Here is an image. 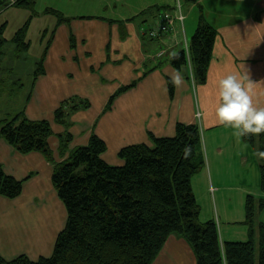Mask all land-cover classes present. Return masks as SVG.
Segmentation results:
<instances>
[{
    "label": "crops",
    "instance_id": "0c3cea01",
    "mask_svg": "<svg viewBox=\"0 0 264 264\" xmlns=\"http://www.w3.org/2000/svg\"><path fill=\"white\" fill-rule=\"evenodd\" d=\"M137 1L47 0L32 20L51 18L50 30L40 32L43 50L35 70L17 72L21 64L0 63V100L28 91L19 105L9 106L10 99L1 103L0 126L19 112L29 120L49 121L53 134L48 143L60 162L68 156L59 152V135L66 128L55 121V112L65 101H88L87 108L71 114L69 149L86 145L95 134L107 145L103 159L121 165L118 153L123 147L151 145L150 134L173 137L177 123L199 124L206 165L193 177L192 186L201 219H215L223 241L246 240L247 197L264 199L259 155L243 137L233 135L234 129L220 123L216 108L219 80L229 73L247 72L254 82V102L264 107V0H180L186 18L163 38L150 37L144 23L147 16L157 20L177 0ZM48 9L59 11L65 20L59 21ZM79 10L89 14L73 12ZM200 15L217 30L204 84L188 77L190 67L185 74L169 61L188 49ZM43 56L44 71L34 77ZM25 72L30 79L27 87ZM177 72L184 83L174 87L171 96L168 81ZM124 87L129 88L108 109L111 98ZM0 163L7 175L23 181L18 197L0 195V255L49 257L67 218L52 183L53 165L42 153H20L5 139H0ZM263 215L264 209L256 214L257 225L264 223ZM153 264H197V259L183 237L171 235Z\"/></svg>",
    "mask_w": 264,
    "mask_h": 264
},
{
    "label": "trees",
    "instance_id": "16d2710c",
    "mask_svg": "<svg viewBox=\"0 0 264 264\" xmlns=\"http://www.w3.org/2000/svg\"><path fill=\"white\" fill-rule=\"evenodd\" d=\"M34 3L35 0H0V12L17 7L33 13L10 39L18 51L27 52L31 46L28 31L38 15ZM177 3L182 7L180 0ZM47 12L59 21L65 20L57 10ZM6 23L0 25V63L8 42ZM216 36V28L200 15L188 49L171 56L170 63L185 74L190 67L188 77L197 84L206 83ZM43 59L44 56L34 77L43 73ZM127 88L111 98L108 109ZM168 88L173 96L175 88L170 80ZM88 106V101L71 99L56 110L55 121L66 128L59 135V152L61 156L68 152L60 162L55 160L48 143L53 134L49 121L29 120L19 112L1 122L0 139L23 154L38 151L53 165L52 183L67 218L49 257L32 260L22 254L6 259L0 255V264H153L171 235L189 243L197 264H264V223L255 222L256 214L264 209L263 198L247 197L246 240L223 241L216 220L201 219V207L192 186L193 177L206 165L199 124L177 123L173 137L150 134L151 145L123 147L118 153L123 163L112 165L103 159L106 143L95 134L86 145L69 149L71 114ZM243 139L257 149L264 192V133ZM186 149H190L187 156ZM22 189L23 181L7 175L0 163V195L16 198Z\"/></svg>",
    "mask_w": 264,
    "mask_h": 264
},
{
    "label": "clouds",
    "instance_id": "9594fccd",
    "mask_svg": "<svg viewBox=\"0 0 264 264\" xmlns=\"http://www.w3.org/2000/svg\"><path fill=\"white\" fill-rule=\"evenodd\" d=\"M174 87L182 86L184 77L177 72L170 76ZM250 74L229 73L218 82L219 103L216 114L220 123L234 129L237 138L264 133V107L254 102ZM190 149H186L187 156Z\"/></svg>",
    "mask_w": 264,
    "mask_h": 264
},
{
    "label": "rangeland",
    "instance_id": "374dc122",
    "mask_svg": "<svg viewBox=\"0 0 264 264\" xmlns=\"http://www.w3.org/2000/svg\"><path fill=\"white\" fill-rule=\"evenodd\" d=\"M46 1L47 0L37 1V6L34 8V11L37 12V14H38V11H42V8ZM143 1L145 0H139L137 1V3L141 4ZM149 1L154 2L155 0H149ZM209 1H212V0H209ZM73 12L76 15L81 14L82 12H84V14H89L88 11H81V10L73 11ZM206 12H208V10ZM30 15H33V13H31L30 10L24 9V8H17V7L8 8L7 7L1 10L0 25H2L4 22H7L5 37L8 39V42L4 47L5 58H4V62L3 61L1 62L2 67H11L12 66L11 64H14V66L16 64H21V67L19 70H17V72H21L22 70H25L26 72L35 70L36 68L35 62L37 59L40 58V52L43 50V45L40 44V37H41L40 32H42L44 28H47L50 30L51 22H49L50 21L49 19L51 18H45L43 20L41 19V20L36 21L35 23L32 22V24H30L31 26L28 32L27 39L29 38L28 40L31 41V45H32L31 46V50H32L31 56L26 54L25 51H18L16 45L10 41V39L15 34V32L25 24L24 22L26 20L29 19ZM146 19L147 21L146 23H144V28L149 30L154 25L155 22L159 21L160 13L157 15V20L153 16L151 17L147 16ZM49 36H50V32L49 34H46L47 39L49 38ZM26 72L23 74L22 78H23V82L25 83L27 87L30 79ZM27 92L28 91L26 90V93L25 92L21 94L17 93V96L15 98H12V97L5 98L3 102L0 100V105L1 103H4L8 99H10L9 106H14L12 104L19 105L20 104L19 102H22V100L25 99V95L27 94ZM198 116L200 117L201 114L198 113ZM16 221H19V220H16Z\"/></svg>",
    "mask_w": 264,
    "mask_h": 264
},
{
    "label": "built area",
    "instance_id": "2783aa9c",
    "mask_svg": "<svg viewBox=\"0 0 264 264\" xmlns=\"http://www.w3.org/2000/svg\"><path fill=\"white\" fill-rule=\"evenodd\" d=\"M15 0H9L14 2ZM186 16L182 10L180 3H177L176 7L163 10L160 13L159 21L155 22L154 25L147 30L148 34L152 38H163L169 33H174L179 23H183Z\"/></svg>",
    "mask_w": 264,
    "mask_h": 264
}]
</instances>
